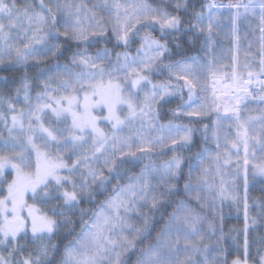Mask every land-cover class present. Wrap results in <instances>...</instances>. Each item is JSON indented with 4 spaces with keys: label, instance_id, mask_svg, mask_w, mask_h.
Listing matches in <instances>:
<instances>
[{
    "label": "snow or ice",
    "instance_id": "obj_1",
    "mask_svg": "<svg viewBox=\"0 0 264 264\" xmlns=\"http://www.w3.org/2000/svg\"><path fill=\"white\" fill-rule=\"evenodd\" d=\"M190 8L185 22L179 13ZM222 32L231 41L230 63L202 64L183 50L182 37L192 43L203 36L211 51ZM50 61L28 76L30 64ZM4 63L24 75L15 96L0 95L8 109L0 111L7 133L0 132V187L6 184L0 264H128L129 253H138L134 264H229L222 225L215 223L218 205L238 199L241 159L247 190L249 157L257 146L264 152V0H206L200 8L189 0L155 6L103 0L92 7L76 0H0ZM199 73L211 77L212 100L193 106L197 90L207 91ZM34 86L41 90L33 98ZM170 97L181 103L160 123L158 106ZM21 98L24 106L17 108ZM209 112L216 120L211 129L203 125L200 147L192 151L199 130L176 121ZM260 159L251 165L253 178H264ZM28 193L33 199L55 193L59 211L38 214ZM84 202L95 207H80ZM244 206V256L231 264H249L246 197ZM61 230L62 249L54 242Z\"/></svg>",
    "mask_w": 264,
    "mask_h": 264
},
{
    "label": "trees",
    "instance_id": "obj_2",
    "mask_svg": "<svg viewBox=\"0 0 264 264\" xmlns=\"http://www.w3.org/2000/svg\"><path fill=\"white\" fill-rule=\"evenodd\" d=\"M24 0H17L18 4H23ZM190 3H195L196 8H200L202 4L206 2V0H189ZM218 2L222 3H229V0H218ZM168 10L174 11L173 7H168ZM226 11V10H225ZM191 8L188 10L187 13H185L183 10L179 13L182 15L185 19V22L190 18ZM154 36L159 38V31H156L153 33ZM189 35H192L189 33ZM169 41L172 40L171 37L168 38ZM204 40L203 36H199L198 38H194V41L192 43H189L187 36H184L181 38L183 50L186 52L188 56H200L202 53V41ZM139 42L137 41L136 44L133 45L132 51L134 52L135 47L137 46ZM171 46V44H170ZM111 47V45H109ZM90 51H95V49H89ZM118 51L121 49H117ZM175 59H179L180 57H174ZM61 63L64 62L63 59L60 61ZM168 61L166 60L165 63ZM51 61L48 65L41 64L39 67L30 64L28 67V76L29 77H35L37 73L39 72L40 68H46L51 65ZM258 68V65H256ZM24 75V71L12 64L8 65H2L0 66V95H4L6 98H11L15 96V88L19 86L20 78ZM7 78L5 81L3 78ZM167 73H165L162 76H155L156 79H166ZM39 86H34L32 90V94H36L39 91ZM185 94H184V100H185ZM186 101V100H185ZM22 103V101L20 102ZM181 103V100L179 97H170L167 99V102H162L160 106H158V110L160 112V122L161 123H167L168 120L172 119L170 109H176L177 105ZM22 106V104H19L17 107ZM0 109H4L3 106H0ZM6 109V108H5ZM5 111V110H4ZM177 123H183L192 125V127L198 129L194 135L195 144L193 146L192 151H196L200 147V139L202 138V127H203V121L199 122L192 118H186L181 117L176 121ZM188 153H185L187 155ZM169 155V153H168ZM167 156L164 157L166 159ZM134 171H139V167L135 168ZM187 171V169H185ZM10 177L8 176V179ZM183 184V181H181V185ZM246 198L248 200V203H254V206L250 208V215H256L258 213L259 221H256V229L248 230L247 232V239L249 241V262H252L254 264H258L259 256L262 255L264 252V244L260 243V238L264 237V180H258L256 183L250 185L247 187L246 190ZM98 199L102 200L103 197H99ZM31 203V202H30ZM61 202L58 201L55 198V193L52 194L51 198H43L40 197L39 200L34 202L33 204L39 209L41 213H46L48 215H53L52 209L55 207L57 211H59V204ZM258 206L259 211L256 209ZM80 207L83 208H94V204L89 203H82ZM239 213L236 214L235 210L231 209L228 205L222 206V211L220 212V222H217V225H222L223 232L225 234L224 236V247L227 249L226 257L227 260L230 262L232 259L239 256L240 258H243L244 251H243V240L241 235L245 234V232L239 233L238 229L243 228V221L244 216L242 214V209L239 207ZM222 217V219H221ZM59 219V217H57ZM154 235V233H153ZM233 237H235V241H233ZM70 238V237H69ZM31 240V237L29 236V241ZM54 242H57L60 244L61 249L63 248V244L67 243V240L65 239V233L63 230L58 232L56 236L54 237ZM149 241H145V243H148ZM21 243H24V241H21ZM6 254V253H5ZM136 254L130 253L128 255V264L132 263L131 258H133V261L136 259ZM59 258V253L57 254V259Z\"/></svg>",
    "mask_w": 264,
    "mask_h": 264
},
{
    "label": "rangeland",
    "instance_id": "obj_3",
    "mask_svg": "<svg viewBox=\"0 0 264 264\" xmlns=\"http://www.w3.org/2000/svg\"><path fill=\"white\" fill-rule=\"evenodd\" d=\"M76 2H83V3L87 4L89 7H92V5H94V4H101L103 2V0H76ZM148 2L152 3L153 6H155V5L160 3V0H148ZM169 7L172 8L171 5H169ZM97 10H99V9H97ZM225 14H226V11H225ZM226 30L227 29H225V31ZM241 34H243V26H242ZM230 44H231V41L229 39H225L224 35H223V32H222L221 35L216 38L215 45L213 46V49L211 51H209L206 47L202 48V53L199 56L200 63H202V64L203 63H209V62H212V63H225V64L230 63V57L229 58H225V54H226L228 48L230 47ZM242 47L243 48L247 47L246 42H244L242 44ZM240 58L243 59V52L242 51L240 53ZM2 65H8V63H4ZM2 65H0V66H2ZM257 65H258V63H257ZM229 70L230 69H228V68L224 69V71H229ZM199 76H200L201 83L202 84H204V83L207 84V91L206 92H200L199 89L197 90L198 94L200 96V99L196 100L194 102L193 106H196L197 104H200V103L204 102L205 99L209 103L212 100V96H211V92H212V90H211V82H212V80H211V77L207 73H199ZM154 81H159V79L154 78ZM39 89L41 90L40 87H39ZM35 95L36 94H32L33 98L35 97ZM185 96H186L185 100H187V90L186 89H185ZM21 101H22V98H21ZM19 104H22V106H20V107L24 106L23 102L19 103ZM19 104H17V106ZM3 107H4V109H0V111H4L5 110L4 112L7 113L8 112L7 106L3 105ZM20 107H17V108H20ZM249 107L250 108H255L257 110V112H258L260 106L256 102L249 101ZM98 114L106 115V110H104L102 113L98 112ZM49 115H51V114L49 113ZM186 118H190V117H186ZM191 118L195 119L196 121H199V122L203 121V125H208L209 128L211 129V127L213 125V122L216 120V113L215 112H209V114L207 116H205V117H191ZM9 120H10V115H9ZM189 126L192 127V125H189ZM101 127H103L106 131H110V125H108L106 123L102 122L101 123ZM202 130H203V127H202ZM0 132H3L5 136L7 135L6 130L4 129V126H3L2 123H0ZM200 141H201V139H200ZM209 147L214 148V145L209 144ZM255 151H256L255 158H253L251 156L249 157L250 165H249V171H248L249 180H248L247 187L252 185V184H254V183H256L258 180H264V178H261L259 176H256L255 178H253V170H252L251 165L252 164H256V163H260L261 162L260 158L262 156H264V152L261 151L259 146H257ZM170 155H171V153H169L168 156H170ZM240 155H241V158H242L243 157V149L242 148H241ZM168 156H167V158H168ZM33 160H34V157H33ZM242 169H243V162H242V159H241V172H240V175L238 177H236L238 199L236 201L228 200V201H225L223 203V205L224 204L228 205V206L231 207V209L235 210L236 214L239 213V209H238L239 207L242 209L241 211H242V214L244 216V221H243V228L238 229L239 233L244 232V225H245V206L244 205H245V197L247 195L246 189H245V184H244V174H243V170ZM9 177H10L9 178V180H10L11 176H9ZM229 178H231V177H229ZM4 195H6V184L3 187H0V198H2ZM39 199H40V197H37L36 199H33L31 197V193H28L25 196V200H26L28 205H34L33 203L36 202ZM247 205H248L247 212H248V217H249L248 230H251V229H254V228L256 229L257 228L256 227L257 224L256 223L252 224V218H255L256 221H259V218H258V213L259 212H257L256 215H253V216L250 215V208L254 206V203H250L249 204L248 200H247ZM222 206L218 205V207H222ZM34 207L38 210V214H41V212L39 211V209L35 205H34ZM256 207H257L256 209L259 211V207L258 206H256ZM27 213H28V209L27 208L23 209L22 215L27 217ZM209 218L210 219L212 218V214H209ZM217 222H220V215L215 218V223H217ZM28 227H29V236L31 237L30 219H29ZM241 237H242V240H243V244L242 245H244L245 234L244 235L242 234ZM128 255L125 257V259H127V261H128ZM262 255H264V252L262 253ZM131 260H132L131 264H134L133 258H131ZM229 264H231V261L229 262ZM249 264H254V263L249 262Z\"/></svg>",
    "mask_w": 264,
    "mask_h": 264
}]
</instances>
